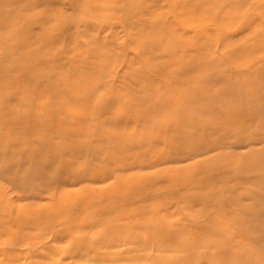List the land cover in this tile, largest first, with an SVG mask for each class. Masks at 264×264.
Returning <instances> with one entry per match:
<instances>
[{
    "label": "bare ground",
    "instance_id": "obj_1",
    "mask_svg": "<svg viewBox=\"0 0 264 264\" xmlns=\"http://www.w3.org/2000/svg\"><path fill=\"white\" fill-rule=\"evenodd\" d=\"M0 264H264V0H0Z\"/></svg>",
    "mask_w": 264,
    "mask_h": 264
},
{
    "label": "rangeland",
    "instance_id": "obj_2",
    "mask_svg": "<svg viewBox=\"0 0 264 264\" xmlns=\"http://www.w3.org/2000/svg\"><path fill=\"white\" fill-rule=\"evenodd\" d=\"M21 80H22V74L21 73H18L14 76L9 77V79L7 78L6 79V86H8L7 90L8 91L11 90L16 95L19 96L21 93V89L24 87V85L26 83H28V81L25 82V80L24 81H21Z\"/></svg>",
    "mask_w": 264,
    "mask_h": 264
}]
</instances>
